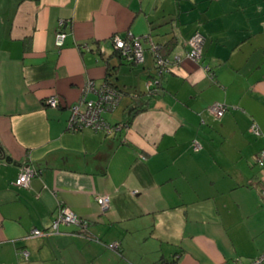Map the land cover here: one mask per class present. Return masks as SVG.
<instances>
[{
    "label": "crops",
    "instance_id": "1",
    "mask_svg": "<svg viewBox=\"0 0 264 264\" xmlns=\"http://www.w3.org/2000/svg\"><path fill=\"white\" fill-rule=\"evenodd\" d=\"M198 30L196 62L186 53ZM147 35L182 58L151 95ZM117 36L143 37V60L123 59ZM89 81L121 92L106 117L128 126L68 129ZM217 102L230 106L221 117ZM0 147V264L249 263L264 250V0H0ZM28 166L38 173L16 184ZM61 205L89 221L88 235L66 224L24 238Z\"/></svg>",
    "mask_w": 264,
    "mask_h": 264
},
{
    "label": "built area",
    "instance_id": "2",
    "mask_svg": "<svg viewBox=\"0 0 264 264\" xmlns=\"http://www.w3.org/2000/svg\"><path fill=\"white\" fill-rule=\"evenodd\" d=\"M65 21L59 22V27L56 34V43L58 46H62L65 41L66 32L63 30ZM144 38H148L151 49L156 53V60L158 65L156 79H150L147 82L148 89L154 84H159V76L165 74L171 70L172 62H179L182 60L180 55H176L173 61L167 56H163L159 51L160 46L152 41L147 35ZM143 37L129 36L127 38L114 37L113 45L114 49H117L126 57L129 61H141L143 60ZM206 41V36L201 31H196L188 41L189 49L186 56L193 60L199 61L202 58L203 48ZM84 48H88V44H83ZM94 92L95 98H89L88 93ZM122 94L121 92L112 87L109 84H103L100 87H95L92 81L86 83L84 92L78 101L70 106V116L68 119V129L71 131H82L84 129H92L94 131H102L105 134H113L118 130L128 126L126 123H111L106 117V113L114 110L120 103ZM47 103L52 106L59 105V98L57 95H52L47 99ZM230 106L226 103H214L209 107V111L221 117L225 114ZM251 130L256 134H261V129L256 122L251 125ZM194 149L201 147L198 140L193 143ZM258 164L264 167V149H262L256 156ZM38 173L35 167L24 168L19 177L16 180V184L28 186L31 179ZM137 192V191H134ZM264 195V187L262 189ZM96 201L103 210L109 208L111 196L108 193L96 195ZM73 224L79 226L85 235H88L89 221L81 218L76 212L70 209L68 206L61 205L58 209L57 215L54 217L52 225L48 229L33 228L24 238H34L40 236H49L52 234L60 233L61 225ZM112 248L118 247V242L110 244ZM20 254L28 259L29 252L26 249H21ZM234 264H264V250L249 263H244L239 258L235 260Z\"/></svg>",
    "mask_w": 264,
    "mask_h": 264
},
{
    "label": "trees",
    "instance_id": "3",
    "mask_svg": "<svg viewBox=\"0 0 264 264\" xmlns=\"http://www.w3.org/2000/svg\"><path fill=\"white\" fill-rule=\"evenodd\" d=\"M147 40H148V38H146ZM145 39V40H146ZM149 41V40H148ZM144 42V38H143V40H142V43ZM157 44V43H156ZM159 46H160V48H159V51L162 53V55L163 56H167L169 53L167 52V50L165 49L166 47L163 45H160V44H158ZM143 48H144V46H143ZM150 48H151V46H150ZM152 50V49H151ZM118 53H119V55L123 58V59H125V60H127V61H129L126 57H124L123 55H122V53L120 52V51H118ZM152 53H153V55H154V58H155V63H156V69L158 70V65H157V60H156V53L152 50ZM130 62H134V61H130ZM163 75L164 74H162V75H160L159 76V81H160V83L159 84H154L152 87H151V89H148V87H147V94H149V95H151V94H154V93H156L159 89H160V85H161V79H162V77H163ZM158 77V75H157V72H156V76L154 77L155 79ZM230 109V107L228 108V110ZM133 110H139L138 108H133ZM227 110V111H228ZM226 111V112H227ZM225 112V113H226ZM119 123H121V122H119ZM123 123H126V124H128L127 122H123ZM257 135H260V134H257ZM194 148V147H193ZM199 149V148H198ZM264 149V148H263ZM195 150H197V149H195ZM261 151V150H260ZM259 151V152H260ZM0 152H2V149H1V147H0ZM261 166V165H260ZM255 258V257H254Z\"/></svg>",
    "mask_w": 264,
    "mask_h": 264
},
{
    "label": "water",
    "instance_id": "4",
    "mask_svg": "<svg viewBox=\"0 0 264 264\" xmlns=\"http://www.w3.org/2000/svg\"><path fill=\"white\" fill-rule=\"evenodd\" d=\"M5 158V157H4ZM6 159H9L10 160V158L9 157H6Z\"/></svg>",
    "mask_w": 264,
    "mask_h": 264
},
{
    "label": "rangeland",
    "instance_id": "5",
    "mask_svg": "<svg viewBox=\"0 0 264 264\" xmlns=\"http://www.w3.org/2000/svg\"><path fill=\"white\" fill-rule=\"evenodd\" d=\"M245 258V257H244ZM245 261V260H244Z\"/></svg>",
    "mask_w": 264,
    "mask_h": 264
}]
</instances>
